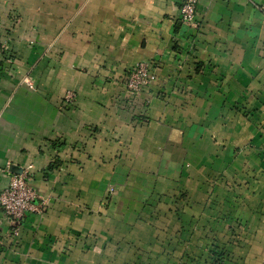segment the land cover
Segmentation results:
<instances>
[{"label": "crops", "instance_id": "1", "mask_svg": "<svg viewBox=\"0 0 264 264\" xmlns=\"http://www.w3.org/2000/svg\"><path fill=\"white\" fill-rule=\"evenodd\" d=\"M197 22L0 0V189L28 169L41 208L17 235L0 209V264H264V0H199Z\"/></svg>", "mask_w": 264, "mask_h": 264}, {"label": "built area", "instance_id": "2", "mask_svg": "<svg viewBox=\"0 0 264 264\" xmlns=\"http://www.w3.org/2000/svg\"><path fill=\"white\" fill-rule=\"evenodd\" d=\"M199 0H180L182 20L192 26H198L197 9ZM156 80L149 61H140L128 72L126 87L137 93ZM75 97L73 91L66 94V101L72 102ZM37 194L32 185V175L28 169L20 173H12L8 185L0 189V209L13 224V234H19L20 225L27 213L41 212L35 202Z\"/></svg>", "mask_w": 264, "mask_h": 264}, {"label": "trees", "instance_id": "3", "mask_svg": "<svg viewBox=\"0 0 264 264\" xmlns=\"http://www.w3.org/2000/svg\"><path fill=\"white\" fill-rule=\"evenodd\" d=\"M224 254V253H223Z\"/></svg>", "mask_w": 264, "mask_h": 264}]
</instances>
